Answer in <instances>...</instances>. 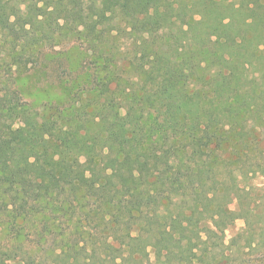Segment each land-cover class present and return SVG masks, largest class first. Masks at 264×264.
Wrapping results in <instances>:
<instances>
[{"label":"trees","instance_id":"16d2710c","mask_svg":"<svg viewBox=\"0 0 264 264\" xmlns=\"http://www.w3.org/2000/svg\"><path fill=\"white\" fill-rule=\"evenodd\" d=\"M72 38L94 99L45 116L12 75ZM245 166L264 179V0H0V264H264Z\"/></svg>","mask_w":264,"mask_h":264},{"label":"rangeland","instance_id":"374dc122","mask_svg":"<svg viewBox=\"0 0 264 264\" xmlns=\"http://www.w3.org/2000/svg\"><path fill=\"white\" fill-rule=\"evenodd\" d=\"M117 43L122 45V41L118 40ZM124 44L123 48H128V44ZM43 53L44 55L38 56L37 63L29 65V69L14 72L12 75L15 81L14 86L21 91L22 99L25 103L34 109H43L46 116L54 106L55 108L57 105L68 107L66 105L68 104L70 95L75 91H77V94H75L76 97L71 101V106L83 104L85 100L94 99L95 91L89 90L87 92L85 88L88 85L90 88H95L98 74L95 76L92 74L93 69L88 65L91 60L89 57L91 52L86 50L84 45L73 38L59 40L56 44H51L44 48ZM121 65L125 72L127 70L126 64L122 63ZM68 112L66 111L65 113L67 114ZM240 171L245 174L244 177L242 176L243 179L240 186L249 187L254 185L264 190V179L257 173L253 175V167H243V169L239 170V176ZM210 187H213L211 182L208 184L207 189ZM243 226L244 222L242 219L236 220L227 229L225 242L229 237L235 236L240 232ZM214 251L219 253L216 249ZM246 253L247 255L242 258L243 264H260L258 259H262V254L248 251ZM150 256L152 261V255ZM220 259L221 254L219 253L216 256V260L219 261ZM10 264L20 263L11 262Z\"/></svg>","mask_w":264,"mask_h":264}]
</instances>
